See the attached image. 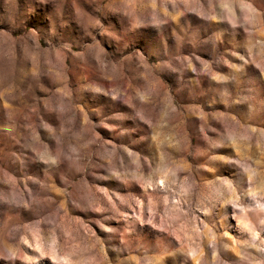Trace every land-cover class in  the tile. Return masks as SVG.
I'll use <instances>...</instances> for the list:
<instances>
[{
	"label": "rangeland",
	"instance_id": "1",
	"mask_svg": "<svg viewBox=\"0 0 264 264\" xmlns=\"http://www.w3.org/2000/svg\"><path fill=\"white\" fill-rule=\"evenodd\" d=\"M0 264H264V0H0Z\"/></svg>",
	"mask_w": 264,
	"mask_h": 264
}]
</instances>
